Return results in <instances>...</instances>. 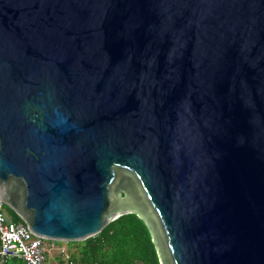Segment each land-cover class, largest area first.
Returning <instances> with one entry per match:
<instances>
[{"label":"water","instance_id":"95a60500","mask_svg":"<svg viewBox=\"0 0 264 264\" xmlns=\"http://www.w3.org/2000/svg\"><path fill=\"white\" fill-rule=\"evenodd\" d=\"M0 203L46 241L136 214L161 264H264V0H0Z\"/></svg>","mask_w":264,"mask_h":264},{"label":"trees","instance_id":"16d2710c","mask_svg":"<svg viewBox=\"0 0 264 264\" xmlns=\"http://www.w3.org/2000/svg\"><path fill=\"white\" fill-rule=\"evenodd\" d=\"M11 213L15 222L22 221ZM74 244L77 255L70 260L75 264H161L150 231L136 214L122 216L95 237Z\"/></svg>","mask_w":264,"mask_h":264},{"label":"built area","instance_id":"2783aa9c","mask_svg":"<svg viewBox=\"0 0 264 264\" xmlns=\"http://www.w3.org/2000/svg\"><path fill=\"white\" fill-rule=\"evenodd\" d=\"M2 207L0 203V264L13 260L22 264H47L46 240L35 235L23 221L9 220ZM60 253L69 259L67 251L61 249Z\"/></svg>","mask_w":264,"mask_h":264},{"label":"rangeland","instance_id":"374dc122","mask_svg":"<svg viewBox=\"0 0 264 264\" xmlns=\"http://www.w3.org/2000/svg\"><path fill=\"white\" fill-rule=\"evenodd\" d=\"M2 209L6 212V208L3 206ZM56 244L58 247H59V250L62 249V250H65L67 251V254H69V259L65 258L64 256H62V259L60 260H63L65 262V264H75L73 263L70 258L73 256V257H76L77 255V251H76V245L74 243H77V242H70V243H62V242H53V241H46V248L47 250L50 249L51 247V244ZM58 254V253H57ZM64 257V258H63Z\"/></svg>","mask_w":264,"mask_h":264},{"label":"crops","instance_id":"0c3cea01","mask_svg":"<svg viewBox=\"0 0 264 264\" xmlns=\"http://www.w3.org/2000/svg\"><path fill=\"white\" fill-rule=\"evenodd\" d=\"M6 214H7V212H6ZM12 216L14 217L13 214H12ZM8 219L11 220V221H14L13 218L11 216H9V215H8ZM60 250H59V247L55 243L51 244L50 249H48L47 264H55V263H59L60 264V259H62V256H63L60 253ZM9 264H22V263L20 261H18V260H13Z\"/></svg>","mask_w":264,"mask_h":264},{"label":"flooded vegetation","instance_id":"af4514ba","mask_svg":"<svg viewBox=\"0 0 264 264\" xmlns=\"http://www.w3.org/2000/svg\"><path fill=\"white\" fill-rule=\"evenodd\" d=\"M6 212H7V214L9 215V213H11L10 211L8 212L7 210H6ZM12 214V213H11Z\"/></svg>","mask_w":264,"mask_h":264}]
</instances>
